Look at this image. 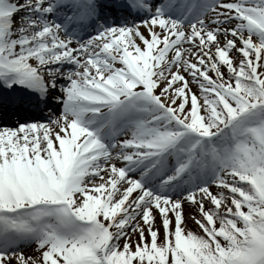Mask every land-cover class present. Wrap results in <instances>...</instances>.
<instances>
[{
    "label": "snow or ice",
    "instance_id": "obj_1",
    "mask_svg": "<svg viewBox=\"0 0 264 264\" xmlns=\"http://www.w3.org/2000/svg\"><path fill=\"white\" fill-rule=\"evenodd\" d=\"M0 264H264V0H0Z\"/></svg>",
    "mask_w": 264,
    "mask_h": 264
},
{
    "label": "rangeland",
    "instance_id": "obj_2",
    "mask_svg": "<svg viewBox=\"0 0 264 264\" xmlns=\"http://www.w3.org/2000/svg\"><path fill=\"white\" fill-rule=\"evenodd\" d=\"M14 121H15V120H14ZM213 191H215V188H213ZM186 210H187V209H186ZM190 221H191V220L188 221V226L190 225ZM30 251H31V249L28 250V252H30Z\"/></svg>",
    "mask_w": 264,
    "mask_h": 264
},
{
    "label": "trees",
    "instance_id": "obj_3",
    "mask_svg": "<svg viewBox=\"0 0 264 264\" xmlns=\"http://www.w3.org/2000/svg\"><path fill=\"white\" fill-rule=\"evenodd\" d=\"M193 227H194V226H193ZM196 230H197V228L194 227V228H193V231H196Z\"/></svg>",
    "mask_w": 264,
    "mask_h": 264
}]
</instances>
